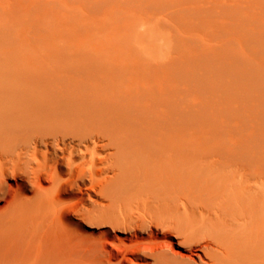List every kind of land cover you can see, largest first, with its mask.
<instances>
[{
    "label": "bare ground",
    "instance_id": "bare-ground-1",
    "mask_svg": "<svg viewBox=\"0 0 264 264\" xmlns=\"http://www.w3.org/2000/svg\"><path fill=\"white\" fill-rule=\"evenodd\" d=\"M136 66L95 60L68 72L0 73V193L11 175L30 188L44 224L93 216L147 235L117 246L125 264H264V188H244L247 146L187 141L179 70ZM200 151L211 174L238 172L242 188H203Z\"/></svg>",
    "mask_w": 264,
    "mask_h": 264
},
{
    "label": "rangeland",
    "instance_id": "rangeland-1",
    "mask_svg": "<svg viewBox=\"0 0 264 264\" xmlns=\"http://www.w3.org/2000/svg\"><path fill=\"white\" fill-rule=\"evenodd\" d=\"M95 60L179 70L186 140L247 146L244 188H264V0H0V73L68 72ZM202 153L203 188H242L238 172L211 174ZM1 188L0 264H125L117 246L147 238L93 216L44 224L30 188L11 175Z\"/></svg>",
    "mask_w": 264,
    "mask_h": 264
}]
</instances>
